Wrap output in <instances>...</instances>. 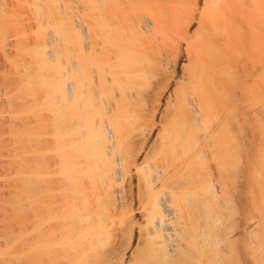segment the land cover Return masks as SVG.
I'll return each instance as SVG.
<instances>
[{
  "label": "bare ground",
  "instance_id": "obj_1",
  "mask_svg": "<svg viewBox=\"0 0 264 264\" xmlns=\"http://www.w3.org/2000/svg\"><path fill=\"white\" fill-rule=\"evenodd\" d=\"M30 3L39 18L36 81L53 118L39 146V264H89L94 251L102 259L92 264L131 263L112 233L121 220L129 243L133 212L148 263L214 264L213 197L230 187L223 173L238 148L223 104L246 103L255 120L241 116L252 124L245 130L255 139L264 132V0ZM156 116L154 128L147 118ZM109 232L113 244L103 247Z\"/></svg>",
  "mask_w": 264,
  "mask_h": 264
},
{
  "label": "rangeland",
  "instance_id": "obj_2",
  "mask_svg": "<svg viewBox=\"0 0 264 264\" xmlns=\"http://www.w3.org/2000/svg\"><path fill=\"white\" fill-rule=\"evenodd\" d=\"M30 1L0 0V264H39L38 261H40L38 250V236L40 237V235H38L39 228H37L38 226L36 227V220L38 221L39 217L37 204V199L39 202V146L41 145V139L48 137L47 133L49 132V126L53 125V118L50 112L51 108L47 105L45 88L41 85L39 86V84L37 85L38 76L35 72L32 50L36 48V44H39L36 32V26L39 21L37 23L38 15L35 14ZM194 24L191 30L194 26L196 27V23ZM42 76L46 81L50 80L46 74ZM229 95L227 96L230 99L229 101H234L235 99ZM224 102L222 101L221 103ZM236 103L234 105L237 106ZM244 104L246 105V103ZM261 104L263 105V113L259 112V115L260 118L262 115L261 120L264 125V103L261 102ZM234 105L232 102L231 106L235 107V109H232L233 107L229 109L230 105L228 107L226 105L225 108L223 104L222 109L224 108L223 112L226 111V114L222 113V109L219 111V114H224L228 121H223L226 117H223L224 119L222 120L217 116L218 120L226 123L227 126L225 125V128L230 124L229 130L226 131V129L225 131L226 134L233 135L232 137L235 138L233 141H236L234 143H237L238 148L236 149L235 146H232L231 150H229L231 154H228V167L226 173L224 172L226 175L223 173L224 177H229V179H226L230 181V187L227 188L228 183H225L227 190L224 189L225 191L221 194L217 193L218 203L216 201L217 198L213 197L214 216L211 220V229L209 228L213 244L210 247L212 255L209 253L211 252L209 249L208 256H213L211 262L214 264H264V207L262 203L264 199V183L262 181L264 173L262 174L263 168L260 166L263 160L259 161L260 158H264V132L260 135L263 137H260L262 140L260 138L255 139V134L248 133L249 130H245L244 125L249 124V119L253 118L251 117L252 113L254 115L255 113L244 112L247 110L248 105L246 108L245 105H239V108ZM171 106L173 107V104L168 105L167 108L170 110L172 109ZM253 107L256 106L253 105ZM231 110L232 112H230ZM215 114L213 117H215ZM244 114H247V119L249 118L246 124L242 121ZM148 117L150 116L148 115ZM212 118L210 122L217 124L218 121L216 122ZM147 119L151 123H155L154 128L159 126H155L158 122H156L157 116L153 121L150 118ZM254 120L255 118L251 121ZM150 121L148 124H151ZM203 124L199 125L202 126ZM199 125L195 126L199 128ZM204 126L208 127V124ZM199 129H202L201 132L204 131L203 126ZM258 139L261 140L260 143ZM210 162L213 161L209 159L208 163ZM210 170L214 173L216 169L212 170L211 168ZM259 170L261 175H263L262 180H260V174V178H258L259 175H256ZM215 174L217 175V173ZM215 174L213 177H216ZM226 182L228 181L226 180ZM37 213L38 217L36 216ZM133 214V219L136 220L133 221L136 222L133 227L135 225L139 228L140 226L142 227L144 224L141 220L142 218L137 213L133 212ZM118 223L116 222L115 225L117 227L115 228L116 230H112L115 232V235L114 232L112 233V238L115 240L116 234L120 233L116 236L119 240L116 239L117 241L115 242L121 241L120 245L123 244L122 248L128 247V251L125 253H128V255L132 253L131 256H128V261L129 258L131 260V263L128 264H151L155 262L153 257L151 258V263L146 261L147 258L145 257L148 249L145 247L149 246L143 242L144 240H142L141 236L139 238V232H137L139 228L135 227L136 234L134 230L133 232L129 231L131 235L128 234L132 238H130V241L128 239L129 243H127L125 237L123 236V238L121 235L122 233L125 234V227L128 225H123L124 222ZM84 226H86L85 223ZM87 226L89 225L87 224ZM88 230L89 228H87ZM87 231L85 232L86 234L90 233V231ZM109 235L110 232L107 235L108 238L102 236L105 241L100 240L102 238L99 239L100 244L103 243V247H109L111 243L113 244L114 240L111 241L112 238ZM117 243L114 244L117 245ZM100 244L99 246H101ZM96 247H92V249ZM120 248L118 249L121 250L120 252L116 250L122 255L124 248L123 250ZM130 248L133 249V252ZM99 249L103 253L106 248L103 249L101 246ZM91 250L89 252H92ZM111 250L109 249L108 253L116 255ZM95 252L93 254L95 259L98 260L99 257L102 259V254L96 255V257ZM85 254H90L91 258L87 261L92 264L94 261L92 254ZM143 254H145V257ZM126 255L124 254L123 256L124 261L122 259L124 263H126L125 259L127 261ZM92 258L93 260H91ZM62 259L60 258L59 262ZM84 259L88 258H83L82 262L79 261L80 263L77 262V264H86L83 261ZM101 259L99 264L102 262ZM62 262L65 264L66 259L65 261L62 260ZM62 262L60 264H63ZM158 263L162 264L163 262L160 260ZM103 264H106V261ZM107 264L110 263L107 262Z\"/></svg>",
  "mask_w": 264,
  "mask_h": 264
}]
</instances>
